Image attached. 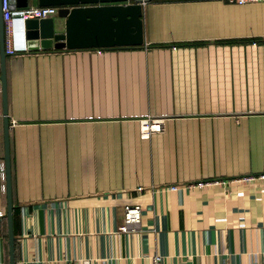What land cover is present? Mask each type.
I'll use <instances>...</instances> for the list:
<instances>
[{
	"label": "crops",
	"instance_id": "obj_1",
	"mask_svg": "<svg viewBox=\"0 0 264 264\" xmlns=\"http://www.w3.org/2000/svg\"><path fill=\"white\" fill-rule=\"evenodd\" d=\"M141 6L140 44L5 56L15 264H264V181L234 180L264 173V0ZM2 109L0 81L4 164ZM6 207L0 172V264Z\"/></svg>",
	"mask_w": 264,
	"mask_h": 264
},
{
	"label": "water",
	"instance_id": "obj_2",
	"mask_svg": "<svg viewBox=\"0 0 264 264\" xmlns=\"http://www.w3.org/2000/svg\"><path fill=\"white\" fill-rule=\"evenodd\" d=\"M26 6L27 0H15ZM39 5H57V15L64 17L63 31L55 32L53 17L29 18L25 21L28 50L50 47L86 48L133 45L143 42L140 3L127 0H38ZM4 28L0 7V81L4 120V169L7 195L6 221L8 261L15 264L14 232L10 190L9 143L6 109Z\"/></svg>",
	"mask_w": 264,
	"mask_h": 264
},
{
	"label": "built area",
	"instance_id": "obj_3",
	"mask_svg": "<svg viewBox=\"0 0 264 264\" xmlns=\"http://www.w3.org/2000/svg\"><path fill=\"white\" fill-rule=\"evenodd\" d=\"M146 0H138L144 4ZM231 3L242 4L245 2H255L259 0H227ZM261 1V0H260ZM3 28H4V52L5 54H15L27 51L25 36V21L29 18H44L57 12L55 5H26L17 7L14 0H0ZM164 116L147 115L140 118V134L142 137H148L151 132L160 131L163 128ZM11 123H15L12 120ZM0 172L4 177V164L0 158ZM240 182L242 186L255 184L257 181H264V173L255 175H244L234 179ZM218 183H225L226 180H218ZM205 182H198L197 185H203ZM194 184H184L185 187H191ZM179 184L154 187V190H176ZM183 186V185H182ZM141 187H139L140 189ZM235 192L236 189H233ZM3 215L0 211V216ZM142 208L139 204H126L123 206L122 223L118 230L121 232L136 231L141 222ZM151 264H162V255L154 252L151 254Z\"/></svg>",
	"mask_w": 264,
	"mask_h": 264
},
{
	"label": "rangeland",
	"instance_id": "obj_4",
	"mask_svg": "<svg viewBox=\"0 0 264 264\" xmlns=\"http://www.w3.org/2000/svg\"><path fill=\"white\" fill-rule=\"evenodd\" d=\"M54 15V14H53Z\"/></svg>",
	"mask_w": 264,
	"mask_h": 264
}]
</instances>
